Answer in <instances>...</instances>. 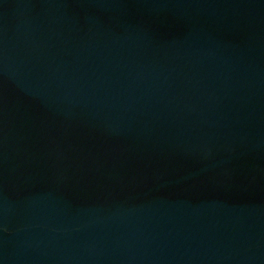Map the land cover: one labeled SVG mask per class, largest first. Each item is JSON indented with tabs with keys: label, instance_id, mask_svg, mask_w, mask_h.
<instances>
[{
	"label": "water",
	"instance_id": "1",
	"mask_svg": "<svg viewBox=\"0 0 264 264\" xmlns=\"http://www.w3.org/2000/svg\"><path fill=\"white\" fill-rule=\"evenodd\" d=\"M0 264H264V0H0Z\"/></svg>",
	"mask_w": 264,
	"mask_h": 264
}]
</instances>
